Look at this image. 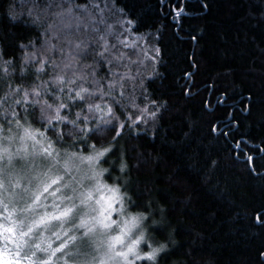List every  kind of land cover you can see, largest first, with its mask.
Returning <instances> with one entry per match:
<instances>
[{"label":"snow or ice","instance_id":"snow-or-ice-1","mask_svg":"<svg viewBox=\"0 0 264 264\" xmlns=\"http://www.w3.org/2000/svg\"><path fill=\"white\" fill-rule=\"evenodd\" d=\"M117 2L0 6L9 24L30 30L14 42L0 35V264H160L168 255L170 238L153 235L159 229L152 201L138 203L141 194L131 186L141 158L122 143L132 133L154 135L167 109L146 86L157 74L160 48L149 42L133 60L123 32L111 25L101 31L105 10L125 12ZM211 130L235 143L239 152L230 154L251 172L264 175L254 164L264 141L249 148L229 136L231 129ZM76 161H86L88 171L81 174ZM206 167L215 174L217 161ZM171 179L182 183L178 175ZM255 219L264 222L259 213Z\"/></svg>","mask_w":264,"mask_h":264},{"label":"trees","instance_id":"trees-1","mask_svg":"<svg viewBox=\"0 0 264 264\" xmlns=\"http://www.w3.org/2000/svg\"><path fill=\"white\" fill-rule=\"evenodd\" d=\"M116 7L125 12L105 10L101 31L111 25L123 32L133 60L149 42L160 48L157 74L146 86L167 109L154 135L132 133L122 142L141 158L131 186L141 194L138 203H153V235L171 240L160 264H264V222L255 219L259 213L264 221V175L251 172L230 154L239 152L235 143L211 130L231 129L229 136L249 148L264 141V0H118ZM29 31L0 15V35L14 42ZM210 158L215 174L207 171ZM254 164L264 168V152L254 153ZM177 175L180 184L172 182Z\"/></svg>","mask_w":264,"mask_h":264},{"label":"rangeland","instance_id":"rangeland-1","mask_svg":"<svg viewBox=\"0 0 264 264\" xmlns=\"http://www.w3.org/2000/svg\"><path fill=\"white\" fill-rule=\"evenodd\" d=\"M76 166H78L79 168V172L82 174V173H86L88 171V164L87 162H83V163H80L79 161H76L75 162ZM85 183H87V181H85ZM0 211H2V209H0ZM0 247H2V244H0Z\"/></svg>","mask_w":264,"mask_h":264}]
</instances>
